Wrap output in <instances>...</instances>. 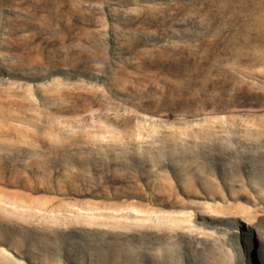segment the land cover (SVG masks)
<instances>
[{"label":"rangeland","instance_id":"obj_1","mask_svg":"<svg viewBox=\"0 0 264 264\" xmlns=\"http://www.w3.org/2000/svg\"><path fill=\"white\" fill-rule=\"evenodd\" d=\"M0 264H264V0H0Z\"/></svg>","mask_w":264,"mask_h":264}]
</instances>
